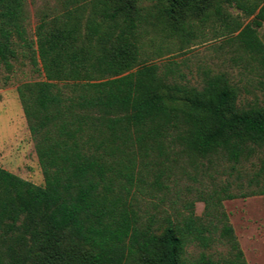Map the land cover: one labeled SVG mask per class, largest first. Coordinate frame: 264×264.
Here are the masks:
<instances>
[{"label":"trees","instance_id":"obj_1","mask_svg":"<svg viewBox=\"0 0 264 264\" xmlns=\"http://www.w3.org/2000/svg\"><path fill=\"white\" fill-rule=\"evenodd\" d=\"M26 17L25 0H0V63L11 69L18 44L30 47L44 76L18 87L44 184L0 166V264H249L222 201L264 194V100L240 103L224 73L205 71L197 87L176 78L175 61L141 62L140 29L185 44L222 37L255 63L264 90V0H69L41 18L37 48ZM183 155L196 173L203 159L239 175L260 160L249 189L214 187L204 215L194 201L162 219L140 213L138 195L169 188ZM216 242L229 247L220 259L188 254Z\"/></svg>","mask_w":264,"mask_h":264},{"label":"rangeland","instance_id":"obj_2","mask_svg":"<svg viewBox=\"0 0 264 264\" xmlns=\"http://www.w3.org/2000/svg\"><path fill=\"white\" fill-rule=\"evenodd\" d=\"M90 0H78L79 3ZM69 0H25L27 38L37 48L36 29L45 17L50 20L61 14ZM233 14L238 12L230 8ZM87 13V12H86ZM85 20V19H84ZM84 30V29H83ZM264 41V23L258 29ZM141 33V62H156L162 67L169 62H176L179 81L201 87L205 71L224 73L230 83L237 87L239 102L247 103L264 100V90L259 83V73L255 63H247L246 54L236 44L222 37L208 33L185 44L181 39L170 34L168 29L153 28L146 25ZM18 57L12 60V68L7 69L0 63V166L30 180L35 184H44V174L35 149V141L29 130L18 87L25 82L42 79L41 64L32 62V48H22L18 44ZM209 167L207 159L198 165V173L190 163L189 157L183 155L174 166V174L166 178L169 188L157 190L153 195L141 193L136 204L141 213V206L151 212L157 211L159 218L168 212H185V203L194 201V210L198 215L207 211V203H213L209 196L214 187L225 184L231 191L240 192L249 189L248 175L259 165V157L244 161L242 174L233 170L231 163L223 158L213 157ZM196 175V176H195ZM194 176L196 179H194ZM251 188H256L254 184ZM222 206L226 210L235 234L249 264H264V194L247 197L224 199ZM205 250L214 259L224 257L229 250L223 242L214 243L210 248L192 244L188 254L192 258Z\"/></svg>","mask_w":264,"mask_h":264}]
</instances>
